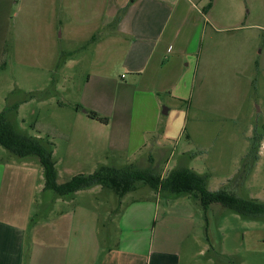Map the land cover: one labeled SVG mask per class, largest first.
Here are the masks:
<instances>
[{
  "label": "rangeland",
  "instance_id": "obj_1",
  "mask_svg": "<svg viewBox=\"0 0 264 264\" xmlns=\"http://www.w3.org/2000/svg\"><path fill=\"white\" fill-rule=\"evenodd\" d=\"M214 7L219 22L197 32L188 46L194 54L177 57L173 54L179 46L169 49L165 63L170 60L174 66L163 67L156 86H146L120 66L115 45L107 50L109 58L101 60L92 59L94 42L84 47L61 39L55 43L58 57L30 65L29 42L12 37V11L1 5L0 112L17 104L14 129L52 143L58 183L101 166L141 163V168H150L144 161L155 155L159 162L166 159L155 166L161 178L173 169H187L210 192L226 190L240 199L264 202V0H215ZM28 94L36 97L24 101ZM78 105L83 118V111L98 109L107 125L90 121L75 126ZM69 139L78 142L69 148ZM157 146L162 155L154 150ZM12 160L19 159L0 147V165ZM22 161L34 169L33 215L26 236L35 240V230L47 215L44 203L53 194L40 190L38 159ZM105 192L104 210L97 211L105 226L100 233L110 234L114 243L112 213L104 216L106 208L118 206V199ZM79 196L80 203L102 199ZM140 197L155 201L145 217L146 245L181 247L182 264H207L206 257L222 264H264V218L246 219L220 204L205 212L193 196L155 193L141 183L123 198V210Z\"/></svg>",
  "mask_w": 264,
  "mask_h": 264
},
{
  "label": "crops",
  "instance_id": "obj_2",
  "mask_svg": "<svg viewBox=\"0 0 264 264\" xmlns=\"http://www.w3.org/2000/svg\"><path fill=\"white\" fill-rule=\"evenodd\" d=\"M207 4L208 0H0V7L6 5L12 11V37L29 42L26 59L30 65L38 66L42 60L47 63L58 57L55 43L61 39L84 47L94 42L92 59H108L107 50L115 45L121 52L120 66L135 82H147L146 86H156L163 67L174 66L170 60L165 63L169 49L179 46L173 54L177 57L193 55L194 49L189 52L188 46L194 44L197 32L206 26L216 28L219 18L215 15V0L209 9ZM3 55L4 49H0V67ZM95 110L92 112L97 113ZM158 114L154 109L156 120ZM83 117L74 111L75 126L94 121ZM71 142L69 139V148L78 139ZM143 146L141 143L138 150ZM157 148L154 150L162 155L163 150ZM12 161L11 165H0V264H182L181 247L145 244V217L153 209V198L131 200L123 210L122 200L128 193L118 198L112 190L100 186L67 198L46 199L47 215L40 229L35 230L39 238L28 240L34 169L22 160ZM42 177L43 193V169ZM105 191L118 199V206L106 208L105 212H109L104 216L108 219L110 212L113 214L109 218L115 223L114 243L110 234L100 233L105 226L97 211L104 210ZM83 193L89 197L100 195L102 199L80 203L76 197ZM205 261L222 264L209 257Z\"/></svg>",
  "mask_w": 264,
  "mask_h": 264
},
{
  "label": "trees",
  "instance_id": "obj_3",
  "mask_svg": "<svg viewBox=\"0 0 264 264\" xmlns=\"http://www.w3.org/2000/svg\"><path fill=\"white\" fill-rule=\"evenodd\" d=\"M212 0H208L207 9L211 7ZM36 95L28 94L24 101L35 98ZM18 105L10 104L0 112V147L13 157L22 160L36 157L44 173L43 193L49 198H67L78 191L87 190L95 186L112 190L118 198L133 192L141 183L153 191L168 192L174 195H190L199 200L200 206L206 212L211 204H220L231 212L246 218H264V202L258 200H244L235 197L226 190L210 192L205 189L202 179L187 169H173L165 178H161L155 171L159 160L148 156L144 163L150 168H141L140 164H128L125 168L101 166L91 174H78L63 183L57 182V173L52 159V143L41 138L31 137L18 133L13 126ZM82 108L75 106V111ZM86 116L94 121L107 124V119L100 117L92 111H84ZM158 157V156H157ZM256 162L258 156L253 154ZM167 162V161H166Z\"/></svg>",
  "mask_w": 264,
  "mask_h": 264
}]
</instances>
